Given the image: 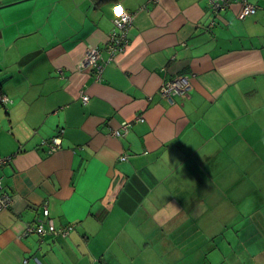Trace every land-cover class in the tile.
Here are the masks:
<instances>
[{
  "label": "crops",
  "instance_id": "0c3cea01",
  "mask_svg": "<svg viewBox=\"0 0 264 264\" xmlns=\"http://www.w3.org/2000/svg\"><path fill=\"white\" fill-rule=\"evenodd\" d=\"M247 1L240 19L238 2L127 0L112 55L120 0H0V264H264V0ZM178 76L188 95L162 98ZM44 207L74 229L27 235Z\"/></svg>",
  "mask_w": 264,
  "mask_h": 264
},
{
  "label": "built area",
  "instance_id": "2783aa9c",
  "mask_svg": "<svg viewBox=\"0 0 264 264\" xmlns=\"http://www.w3.org/2000/svg\"><path fill=\"white\" fill-rule=\"evenodd\" d=\"M233 2H238L242 4L241 10L238 13V17L240 19H245L247 17H250L261 8L258 5L251 4L247 0H209V6L210 8L217 13L220 10L226 9L229 5H231ZM133 21V14L125 12L123 16H117V18L114 20V24L116 27V30L111 34L109 42H108V50L109 52L113 54H120L123 53L127 46L129 45V38L127 36L128 31L131 27ZM100 59H101V50L99 48H94L90 50L84 60V64L87 66L95 67L97 69L98 78L101 77L102 74V66L100 65ZM190 89V81L185 76H178L175 77L172 80H169L162 84V86L159 89V95L162 98H168V97H179L184 98L188 95V91ZM84 102L88 101V96L83 97ZM12 101L10 98L4 94H0V105L1 104H8ZM142 118H137V121H142ZM132 124L131 122H124L120 129L114 130L113 135L118 137L126 136L129 132ZM46 144L49 146V153H54L58 149L61 148V140L59 137H53L51 140L47 141ZM123 160L127 159L126 156L122 158ZM12 160L11 156L8 157H0V167L5 166L10 163ZM13 206V198L8 193V191L5 189V186L0 180V212L3 210H8ZM44 217L48 219L47 221L39 220L38 223L34 226H29L26 229V234H37L39 237H44L47 234H62L67 235L69 234L73 229L74 226H68L66 228L57 229L55 225L53 224L52 220L49 219V209L47 207H44L43 210ZM27 263V260L24 262Z\"/></svg>",
  "mask_w": 264,
  "mask_h": 264
},
{
  "label": "clouds",
  "instance_id": "9594fccd",
  "mask_svg": "<svg viewBox=\"0 0 264 264\" xmlns=\"http://www.w3.org/2000/svg\"><path fill=\"white\" fill-rule=\"evenodd\" d=\"M126 7H127V0H120V2L114 6V11H116L117 9H120V10H122V14L117 15V11H116V15L117 16H123L125 14V8Z\"/></svg>",
  "mask_w": 264,
  "mask_h": 264
},
{
  "label": "snow or ice",
  "instance_id": "6c2138e0",
  "mask_svg": "<svg viewBox=\"0 0 264 264\" xmlns=\"http://www.w3.org/2000/svg\"><path fill=\"white\" fill-rule=\"evenodd\" d=\"M122 14V10L117 9V15H121Z\"/></svg>",
  "mask_w": 264,
  "mask_h": 264
},
{
  "label": "trees",
  "instance_id": "16d2710c",
  "mask_svg": "<svg viewBox=\"0 0 264 264\" xmlns=\"http://www.w3.org/2000/svg\"><path fill=\"white\" fill-rule=\"evenodd\" d=\"M248 18V17H247Z\"/></svg>",
  "mask_w": 264,
  "mask_h": 264
}]
</instances>
